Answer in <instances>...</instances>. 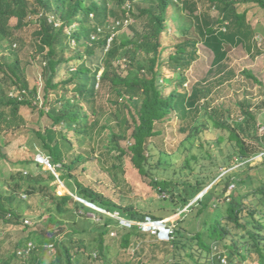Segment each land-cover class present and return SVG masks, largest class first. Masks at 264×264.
I'll list each match as a JSON object with an SVG mask.
<instances>
[{
    "label": "trees",
    "instance_id": "trees-1",
    "mask_svg": "<svg viewBox=\"0 0 264 264\" xmlns=\"http://www.w3.org/2000/svg\"><path fill=\"white\" fill-rule=\"evenodd\" d=\"M135 1L114 0L116 10H112L109 8L110 0H32L31 2L0 0V46L6 45L12 57L11 63H0V159L4 161L8 159L4 152L6 144L3 146L1 135L19 129L17 121L20 120L23 123L19 117L22 107H35L33 101L29 100L36 95L35 89L33 93H29L32 96L24 95L21 100H18L11 95L12 93L6 94L1 85V83L4 85L7 83L9 87L17 86L19 90H26V92L29 90L17 57V52L22 49L23 43L14 36L12 29H23L28 20L35 16L37 29L32 32L31 41L34 43L37 57L44 62L41 73L44 99L43 107L40 109L42 115L45 113L49 95H55V99L49 104L50 107L46 112L51 121V127L36 133L43 152L46 151L44 153L46 158L49 159L54 172L61 174L59 179L64 182L67 189H70L80 200L108 213H118V216L124 220L145 222L159 219L140 214L133 209L121 210L120 207L105 200L90 188L84 187L74 178L72 175L74 169L88 157L81 153L73 157L72 139L68 137L69 134L77 138V143L82 149L96 151L99 149L96 137L101 136L100 134L106 129H110L107 144L100 147L98 160L101 159V163L107 165L105 168L112 174V178L119 180V173L122 171L121 159L129 154L130 161L140 177L147 179L149 185L159 193H168L169 205H173L174 199L178 200L179 209L188 207L190 202L202 193L220 173L195 177L193 183L173 184L156 177L159 166L151 164L153 157L148 144L149 139L159 133L155 128L156 124L164 122L172 112H177L182 121L191 118L190 125L183 131L188 129L190 133L197 131L193 124L199 111V101L206 95L197 88H192L190 93L179 90L186 81L184 71L195 62L198 42L183 39L176 43L174 52L170 53L166 60L162 58L164 51L162 38L167 34V14L169 10L178 9L179 4L172 0H139L143 6L138 7ZM199 1L202 0H184L180 5L184 10H189L188 13L192 16L196 12V4ZM208 1L220 18L212 23L207 15H195L192 17L193 28L198 32L203 46L212 53V65L216 67L226 60L227 45L242 46L247 52L251 51L250 40L253 32L246 21V13H239L236 5L253 4L264 10V0ZM127 3L137 9V15L132 14V17L143 19L141 28L129 25L130 35L121 32V26L109 27V19L115 22L121 17H126L127 12L131 11L126 12L123 9ZM12 19L16 22L14 27L10 25ZM214 25L217 26L214 27ZM70 40L76 46L73 50L75 54L66 57L71 48ZM94 58H96L95 63H93ZM73 61H79V63L75 67H70L66 80L60 84L56 83L59 67ZM122 65L124 67H121ZM158 68H168L169 71L180 73L179 80L168 95L165 93L164 85L159 84L163 75L157 70ZM246 75L253 78L250 73ZM106 84L110 87L108 103L111 112L107 125L100 126V121L96 117L98 114L95 110V101L98 88ZM58 89L62 91L59 94ZM84 104L88 106L87 111L84 110ZM239 106L241 117L247 119L244 124H255V115L249 107L245 103ZM206 115L212 120L214 127L227 130L231 151L236 156V160L245 165L261 153L260 149L247 147L246 133L238 123L236 126L229 127L221 119H215V115H210L207 111ZM112 121L118 128V133L109 128V123L111 124ZM127 139L131 143L125 150L120 146V142ZM22 153L21 158L13 166L15 169L18 168V173L10 179V186L14 191H22L25 188L26 195L48 196L47 198L51 197L53 202L59 199L58 201L62 204L71 202L79 211L89 212L90 209L84 203L74 201L69 195L57 198L55 192L49 193L48 185L56 180L55 175L52 171L43 170V165L36 161L38 153L29 154L25 150ZM88 155L91 157L90 152ZM65 158L69 159L68 163L65 162ZM57 165H60V168H56ZM223 165L230 168L227 161H224ZM185 168H190L189 161L185 162ZM23 171L28 173L24 179L21 176ZM44 173L47 174L46 179H43ZM245 181L246 178L238 182L234 174H228L219 180L216 187L211 188L188 207L187 212L196 208V218L201 219V215H204L203 230L190 234L182 228H176L177 225L173 222L170 223L174 226L172 237H169L166 232H162L159 236H150L140 232L136 226L125 225L122 228L127 229L128 232L122 236L120 247L126 250L133 243L132 237L145 236L153 239L152 251L159 249L162 245L165 250L168 247L165 264H264V183L250 193L233 192L236 183L245 184ZM218 185H223L219 194L215 191ZM10 200L12 197H6L0 193V220L5 224L18 225L21 217L14 215L6 207V203ZM213 207L216 211L209 215L208 209ZM92 212L103 223L100 234L93 241H96V244L91 245L92 250H96V254L83 244V235L89 236L92 231L83 230L65 233L66 238L60 241L53 233L45 239L49 243L55 238L54 243L47 245L44 249H41L42 245L40 248L35 246L28 257L33 259L36 250L53 251L49 264H75L79 252L85 251L84 257L91 259L93 264H106L103 262L105 260L103 237L108 234L107 226L109 227L112 223L118 224V221L97 211ZM182 215L183 213L178 219ZM47 220L50 225L58 223L55 216H50ZM228 225H232L243 235L239 238L233 237ZM38 243L40 244L39 240ZM142 244L143 242L139 244L141 253L143 252ZM48 246L52 248L49 249ZM22 247L16 249L9 258L10 261L13 258L22 259L17 255ZM137 252L139 251H135L136 257ZM169 258H172L171 262ZM223 260H225L224 263ZM10 261L2 258L0 264H11ZM116 264L145 263L141 258L134 257V261L133 258L129 260L117 258Z\"/></svg>",
    "mask_w": 264,
    "mask_h": 264
},
{
    "label": "rangeland",
    "instance_id": "rangeland-1",
    "mask_svg": "<svg viewBox=\"0 0 264 264\" xmlns=\"http://www.w3.org/2000/svg\"><path fill=\"white\" fill-rule=\"evenodd\" d=\"M29 1L31 2L32 0ZM141 3L139 0L135 1L138 7L143 6ZM196 5V12L192 16L189 15V10H184L180 4L178 9L169 10L166 24L167 34L162 38V47L164 48L162 58L166 60L168 55L174 52L176 43L183 39L187 38L198 42L195 62L189 69L184 71L183 75L186 81L184 86L179 89L181 92L190 93L192 88H197L206 95L205 97H201L198 104L199 111L193 124V126H196L197 131L191 133L189 129L183 131L185 127L190 125L191 118L189 117L185 121H182L177 112H172L164 122L156 124L155 128L159 133L148 141L153 157L150 162L153 166L158 164L156 177L162 181H168L173 184L193 183L195 177L220 173L202 191L206 193L211 188L216 187L222 177L234 174L235 180L239 182L246 178V183H236L233 192L236 191L241 194L250 193L251 190L261 187L264 183V10L253 4L239 3L236 5L239 13H246V21L253 32L250 40L251 51L247 52L242 46L232 47L227 45L225 47L227 52L226 60L215 67L212 65V53L203 46L198 32L193 28L194 22L192 17L195 15H207L208 19L213 23L220 16L212 9L208 0L199 1ZM109 8L116 10L114 0H110ZM176 12L177 14H175ZM132 14L137 15L135 6H133L130 16L121 17L119 20L123 22V25L128 21L129 25L132 23L133 27L141 28L143 26V19L132 17ZM35 20V16L31 17L23 29H12L14 36L23 43L22 49L17 52V57L24 77L28 82L29 90L26 92V95L33 93V89H35L38 101L35 107L25 106L20 109L19 117L23 123L20 120L17 121L18 130L5 132L1 135L3 146L6 144L4 152L8 156V159L6 161L0 159V193L6 197H12V200L6 203V207L14 215L21 217L18 225L5 224L0 220V259L2 260L3 258L6 261H10L9 258L16 249L25 245L28 240L33 241L36 248H40V245H42L41 247L43 248L41 249H44V247L46 248L47 245L56 241L54 238L51 242H46L45 238H49L53 233L60 241L66 238L65 233L73 231L81 232L83 230L85 232L92 231L89 236L83 235V244L93 254H96V250H92L91 245L92 243L96 244V241H93L100 234L103 223L92 211H97L117 220L116 213H108L80 200L70 189H67L64 182L59 179L61 174L57 172H52L56 180L50 182L48 185L49 193L55 192L57 198L69 195L73 197L74 201L84 203L90 209L89 212L79 211L74 208L71 202L62 204L58 201L59 199L53 202L50 199L51 197L47 198L48 196L43 197L39 194L26 195L25 188L22 191H14L10 186L11 177L18 173V168L15 169L13 166L21 158L22 151L25 150L29 154L36 152L41 157L45 156L44 153L46 151L43 152L41 142L36 133L39 130L43 131L51 127V121L46 112L50 107L49 104L55 99L54 94L49 95L44 115L40 113L44 100L43 82L40 78L44 62L41 58L37 57L38 54L35 53L34 43L31 41V34L37 29ZM10 25L11 27L16 25L14 19L10 21ZM114 26H116V22L109 19V27L112 28ZM216 26L214 25V27ZM121 32L130 35L128 25L121 26ZM3 47L0 46V63L5 62V64H9L12 62V57L9 50L6 49L7 46L3 45ZM70 47L68 54L65 55L66 57L70 54H75L73 50L76 46L72 40H70ZM8 58L10 59L8 60ZM95 62L96 58L93 59V63ZM78 63L79 61H73L60 66L55 82L60 84L66 80L70 67H75ZM121 67L124 66L122 65ZM157 70L163 75L160 78L159 84L164 85L165 93L168 95L179 80L180 73L169 71L168 68H158ZM247 73H250L253 78L248 77ZM6 84L1 83L6 94L23 91L19 90L17 86L16 88L15 86L9 87ZM109 89V85L106 84L100 86L97 92L95 110L98 114L96 117L100 121V126H104L108 122L109 113L111 112V107L108 103ZM57 91L58 94L62 92L60 89ZM67 95L69 96L70 94L68 93ZM29 100H32L34 104L33 97L29 98ZM243 103L255 115V124H244L247 119H243L239 111V104ZM84 110H88L87 104H84ZM206 111L210 115H215V119H221L226 126H236L238 123L246 133L247 138L245 143H247V147L249 149H260L259 152L261 151V153L245 165L236 160V156L231 151L232 148L227 130L214 127L212 120L206 115ZM109 126L114 132L118 133V128L115 127L114 121L111 124L109 123ZM262 128L263 130H261ZM110 133L111 130L106 129L100 134L101 136L96 137L97 146L99 147L96 151H91L87 148L82 149L77 143V138L71 134L68 135L72 139L73 157L80 153L88 157L85 162L76 166L72 173L74 178L84 187L90 188L105 200L111 201L117 207H120L121 210L133 209L140 214L154 216L159 220H167L169 223L173 221L177 225L176 228H182L190 234L203 230L204 215H201V219L196 218V208L187 212L188 207L195 203L198 195L190 202L188 207L179 209V202L176 199H174L173 205H169L170 195L166 192L159 193L149 185L147 179L140 177L130 161L129 154L121 159L122 171L119 173V180L116 181L112 178V174L108 173V170L105 168L107 165L102 164L101 159L98 160L100 147L107 144ZM130 143L131 141L127 139L120 142V146L127 150ZM89 152L91 153V157L88 155ZM66 157H69V155H66ZM68 161L69 159L65 158V162L68 163ZM186 161H189L190 168H185ZM224 161L230 164L229 169L223 165ZM56 168H60V165H57ZM43 170L48 171L44 166ZM27 174V171H23V175H21L22 179L27 177ZM42 176L43 179L47 178L46 173L42 174ZM69 180L72 183V180ZM222 189L223 185H218L215 191L219 194ZM172 209H175V211H172ZM215 211L216 208L214 207L208 209L209 215L214 214ZM181 213L183 215L178 219ZM50 216H55L58 223L55 225L48 224L47 219ZM122 227L120 221H118V224L112 223L109 227L107 226L109 228L108 234L103 237L104 257L106 261L103 259V262H106V264H116L117 258L123 260L133 258L134 261L135 257L137 259L141 258L145 264H165L168 247L165 250L162 245L159 249L152 251V247L154 246L153 239L148 237L136 238L134 236L131 238L133 239L132 245L126 250L122 249L120 247V240L128 232L127 229H123ZM228 229L233 237L239 238L243 235L241 231L236 230L232 225H228ZM141 242H143L142 253L139 250ZM136 250L139 251L137 252V257L135 254ZM53 253V251L44 252L43 250H36L33 254V259L27 256L22 257L21 260L13 258L10 263L49 264ZM85 255V251H80L76 256L75 264H93L91 259L84 257ZM171 261L172 258H169V262Z\"/></svg>",
    "mask_w": 264,
    "mask_h": 264
},
{
    "label": "built area",
    "instance_id": "built-area-1",
    "mask_svg": "<svg viewBox=\"0 0 264 264\" xmlns=\"http://www.w3.org/2000/svg\"><path fill=\"white\" fill-rule=\"evenodd\" d=\"M177 1V0H173ZM23 92V93H21ZM11 95L14 96V98H17L18 100L22 99V96L26 95V91H17L16 93H12ZM36 102L38 99L35 97ZM263 130V128L261 129ZM36 161L46 167L48 170L54 172V168L49 162L48 158L41 157L40 155H37ZM232 188V187H231ZM116 219L122 223V226L128 225V226H136L140 232L149 234L150 236H159L162 232H166L169 237H172L174 233V226L171 225L167 220H158V221H145V222H131L127 220H122L118 216V213L115 214ZM173 223V221L171 222ZM114 235V234H112ZM49 248H52V246H49ZM35 249V245L33 242H27L24 247H22L18 252L17 255L20 257H28L30 253ZM225 262L224 260L222 261Z\"/></svg>",
    "mask_w": 264,
    "mask_h": 264
},
{
    "label": "clouds",
    "instance_id": "clouds-1",
    "mask_svg": "<svg viewBox=\"0 0 264 264\" xmlns=\"http://www.w3.org/2000/svg\"><path fill=\"white\" fill-rule=\"evenodd\" d=\"M173 1V0H172ZM184 0H177L176 2L175 1H173L174 3H176V4H181L182 2H183ZM123 9L127 12V11H130V12H132V10H133V8H132V6L129 4V3H127L124 7H123ZM130 12H127V16L126 17H128V16H130ZM114 22V21H113ZM116 22V26H114V27H118V26H127L128 25V27H129V24H128V21H127V23H125L124 25H123V22H121V20H117V21H115ZM132 24V23H131ZM130 24V25H131ZM41 78V80H42V82H43V78L42 77H40ZM36 94H37V92H36ZM35 97H36V95L33 97V99H34V104L36 105V100H35ZM42 108V107H41Z\"/></svg>",
    "mask_w": 264,
    "mask_h": 264
},
{
    "label": "water",
    "instance_id": "water-1",
    "mask_svg": "<svg viewBox=\"0 0 264 264\" xmlns=\"http://www.w3.org/2000/svg\"><path fill=\"white\" fill-rule=\"evenodd\" d=\"M204 194H205L204 192L200 193V194L198 195V197L195 199V201H197L199 198H201ZM122 220H123V219H121V221H122Z\"/></svg>",
    "mask_w": 264,
    "mask_h": 264
}]
</instances>
